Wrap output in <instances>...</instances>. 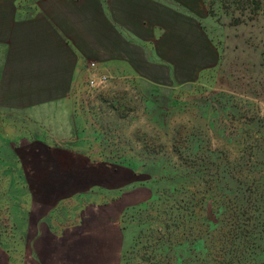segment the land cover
<instances>
[{
  "label": "rangeland",
  "instance_id": "1",
  "mask_svg": "<svg viewBox=\"0 0 264 264\" xmlns=\"http://www.w3.org/2000/svg\"><path fill=\"white\" fill-rule=\"evenodd\" d=\"M48 228L264 264V0H0V264Z\"/></svg>",
  "mask_w": 264,
  "mask_h": 264
},
{
  "label": "crops",
  "instance_id": "2",
  "mask_svg": "<svg viewBox=\"0 0 264 264\" xmlns=\"http://www.w3.org/2000/svg\"><path fill=\"white\" fill-rule=\"evenodd\" d=\"M73 241L64 232L48 228V264H117L115 233L105 238L92 233L85 236L82 230Z\"/></svg>",
  "mask_w": 264,
  "mask_h": 264
},
{
  "label": "built area",
  "instance_id": "3",
  "mask_svg": "<svg viewBox=\"0 0 264 264\" xmlns=\"http://www.w3.org/2000/svg\"><path fill=\"white\" fill-rule=\"evenodd\" d=\"M87 70L89 72V84L92 87H100L106 82L107 76L98 69L96 61L89 62Z\"/></svg>",
  "mask_w": 264,
  "mask_h": 264
}]
</instances>
